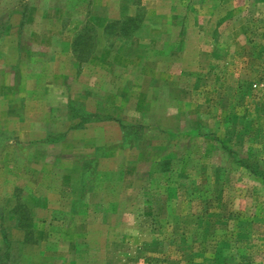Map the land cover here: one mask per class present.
I'll list each match as a JSON object with an SVG mask.
<instances>
[{
	"label": "rangeland",
	"instance_id": "374dc122",
	"mask_svg": "<svg viewBox=\"0 0 264 264\" xmlns=\"http://www.w3.org/2000/svg\"><path fill=\"white\" fill-rule=\"evenodd\" d=\"M3 238L8 264H264V0H0Z\"/></svg>",
	"mask_w": 264,
	"mask_h": 264
},
{
	"label": "trees",
	"instance_id": "16d2710c",
	"mask_svg": "<svg viewBox=\"0 0 264 264\" xmlns=\"http://www.w3.org/2000/svg\"><path fill=\"white\" fill-rule=\"evenodd\" d=\"M135 21V17H132V16H129L125 19V23L128 24V23H133ZM124 26V25H123ZM106 28L108 27L105 26ZM121 32L125 34V31L124 29H121ZM79 57V56H78ZM17 227L23 229L24 226H22L21 224V221L18 220V223H17ZM7 248H8V242L5 238H3V245L2 247L0 248V264H8V251H7Z\"/></svg>",
	"mask_w": 264,
	"mask_h": 264
},
{
	"label": "crops",
	"instance_id": "0c3cea01",
	"mask_svg": "<svg viewBox=\"0 0 264 264\" xmlns=\"http://www.w3.org/2000/svg\"><path fill=\"white\" fill-rule=\"evenodd\" d=\"M131 15V14H130ZM122 16H125L126 17V15H122ZM121 16V17H122ZM127 17H129V16H127ZM109 22V21H108ZM46 138H48V136H43L42 138H39V140L38 141H41L42 140V142H46L45 140H46ZM52 143H56V142H49L48 144H52Z\"/></svg>",
	"mask_w": 264,
	"mask_h": 264
}]
</instances>
